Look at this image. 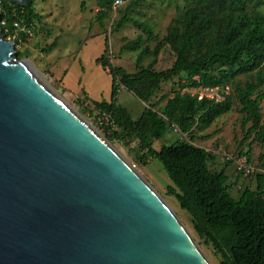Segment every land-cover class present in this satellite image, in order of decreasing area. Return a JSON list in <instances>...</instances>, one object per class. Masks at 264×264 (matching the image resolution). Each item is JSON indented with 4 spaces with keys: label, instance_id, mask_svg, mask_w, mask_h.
Returning a JSON list of instances; mask_svg holds the SVG:
<instances>
[{
    "label": "water",
    "instance_id": "1",
    "mask_svg": "<svg viewBox=\"0 0 264 264\" xmlns=\"http://www.w3.org/2000/svg\"><path fill=\"white\" fill-rule=\"evenodd\" d=\"M16 52L0 26V264H210L148 181Z\"/></svg>",
    "mask_w": 264,
    "mask_h": 264
},
{
    "label": "trees",
    "instance_id": "2",
    "mask_svg": "<svg viewBox=\"0 0 264 264\" xmlns=\"http://www.w3.org/2000/svg\"><path fill=\"white\" fill-rule=\"evenodd\" d=\"M115 0H97L101 18L114 10ZM140 0H130L125 15L119 26L132 21L147 34L135 39H125L121 51H140L138 61L160 52L158 44L154 49L145 44L152 40V29L144 26L139 19H134L131 12ZM192 6L185 10L183 27L185 33L169 29L167 38L176 55L173 65L157 71L152 66L142 67L136 72H128L121 66H114L105 52L97 58L112 77L110 100L90 98L94 109L99 114L111 116L116 128L102 123L111 130L110 139L121 141L138 140L144 151L143 162L148 158L159 160L174 184L169 186V193L174 195L180 206L191 216L198 235L207 244L213 245L221 254V264H264V171L256 174V188L240 189L235 197L230 175L225 169L212 167L215 155L201 145L194 143V128H209L219 117L234 108L235 101L240 105L242 123H251L248 132H255L256 140L264 142V117L261 102L264 100V0H191ZM2 18H7L10 27L19 21L31 31L36 21L43 16L35 9V0H29L23 6L11 0H1ZM220 18L217 37L205 48H197L190 59L184 54L192 46L197 32L208 31ZM3 36L7 38L3 29ZM25 31L18 32L16 45L28 39ZM57 41L50 44L53 49ZM24 53L17 51L16 59H22ZM245 76L246 80H240ZM179 78L180 89L172 97H167L166 104L152 102L154 95L165 82ZM133 92L143 102L148 103L142 115L134 119L130 111L119 105L120 86ZM229 86L230 93H223L224 99L204 96L199 99L198 92L182 93V88H206ZM86 92L85 90H83ZM81 105L90 113L94 109L81 101ZM100 122V120H99ZM176 124L182 133L191 140H178L164 144L156 149L155 140H161L172 131ZM251 149L246 152L251 160ZM232 160L226 161L230 163ZM238 171V179L244 177Z\"/></svg>",
    "mask_w": 264,
    "mask_h": 264
},
{
    "label": "rangeland",
    "instance_id": "3",
    "mask_svg": "<svg viewBox=\"0 0 264 264\" xmlns=\"http://www.w3.org/2000/svg\"><path fill=\"white\" fill-rule=\"evenodd\" d=\"M124 1L123 5L114 8L108 15L101 18L97 0H35V9L43 16L42 21L35 22L32 35L16 45V51L23 52V58L31 60L53 84L56 92L81 116L87 118L148 181L176 214L208 262L221 264V254L198 235L190 214L180 206L176 197L169 193V186L174 187V184L163 164L154 158H148L147 163H144L142 158L144 151L138 140L110 139L107 135L111 130L103 127L99 122V110L94 109L89 98L110 100L112 77L95 60L105 52L107 45L106 57L109 62L114 66L123 67L128 72H136L147 66H152L157 71L165 70L171 67L176 59L167 33L169 29L185 33L182 23L185 10L192 6L191 0H140L135 10L131 12V16L152 29L153 39L147 40L145 44L150 45L152 49L158 44L161 47L156 60L154 56H149L140 62L138 61L140 51H121L125 39H135L140 34L145 40L147 39V34L132 21L122 26L118 25L130 3V0ZM219 24L220 18L216 17L214 25L208 31L197 32L192 46L184 54L185 58L190 59L197 48L205 49L217 37ZM54 41H57V45L48 50ZM74 59L82 60V63ZM80 76L81 82H79ZM240 80L245 81V76L240 77ZM178 81L179 78L175 77L161 85L152 99V102L158 103L156 109L160 105H165L167 97H172L175 91L180 89ZM181 90L182 93L187 91L195 93L199 88H182ZM117 98L118 104L127 108L134 119L139 118L150 106L122 85ZM81 101L94 109L93 115L81 105ZM234 104L233 110L219 117L209 128L195 127L193 133L196 137L195 144L214 153L212 167L216 170L225 169L230 175L231 182L236 183L232 194L237 197L240 189L256 188V174L264 171V142L256 140L255 132H248L251 123L243 125L240 105L237 101ZM261 109L264 117V100L261 102ZM178 140L191 139L187 134L171 131L166 139L155 140L153 146L160 149L162 145ZM249 149H251L250 163L256 170L251 175L238 179L235 160L246 155ZM227 154L234 159L228 164L226 163Z\"/></svg>",
    "mask_w": 264,
    "mask_h": 264
},
{
    "label": "built area",
    "instance_id": "4",
    "mask_svg": "<svg viewBox=\"0 0 264 264\" xmlns=\"http://www.w3.org/2000/svg\"><path fill=\"white\" fill-rule=\"evenodd\" d=\"M124 2H125L124 0H115L114 1V8H117L121 5H123ZM0 4H1V0H0ZM0 26H1L2 32L4 29V33L7 36L8 40L15 41V39L18 38V32H20V31H25L29 35H32V31L30 29H28L27 27L22 26L19 21H15L13 23L14 29H12V27H10V25H9L8 19L5 17L2 18L1 9H0ZM196 92H198V94H199V96H198L199 99H202L204 96H208L211 98H215L217 101H222L224 99L223 93H226V94L230 93V88H229V86H226L223 89H221L220 87H206V88L199 87V90H197ZM99 120H100L101 124L104 123L105 125H107L109 127L116 128V125L113 122L111 116L107 113L99 114ZM172 131L177 132V133L181 132L180 128L176 124H172ZM226 159L227 160H234L228 154L226 156ZM235 162L237 165V170L242 171L245 176L251 175L256 170L255 166L250 163V161L246 155L240 156L237 160H235Z\"/></svg>",
    "mask_w": 264,
    "mask_h": 264
},
{
    "label": "crops",
    "instance_id": "5",
    "mask_svg": "<svg viewBox=\"0 0 264 264\" xmlns=\"http://www.w3.org/2000/svg\"><path fill=\"white\" fill-rule=\"evenodd\" d=\"M75 61H77L78 63H82V60H78V59H74ZM95 60H97V59H95ZM96 63H97V61H96ZM98 64V63H97ZM100 65V64H99ZM100 67L102 68V66L100 65ZM65 76H66V73H65ZM64 76V77H65ZM81 77V76H80ZM82 77L79 79V82H81L82 80ZM111 89H112V84H111ZM110 96H111V94H110ZM90 98H92V99H94L93 97H90ZM167 138V136L165 137V138H163V139H166Z\"/></svg>",
    "mask_w": 264,
    "mask_h": 264
}]
</instances>
